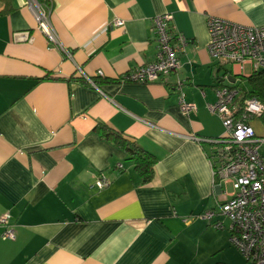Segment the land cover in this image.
Masks as SVG:
<instances>
[{
    "label": "crops",
    "instance_id": "0c3cea01",
    "mask_svg": "<svg viewBox=\"0 0 264 264\" xmlns=\"http://www.w3.org/2000/svg\"><path fill=\"white\" fill-rule=\"evenodd\" d=\"M39 1L70 57L24 0H0V215L15 232L3 239L0 227V264H203L204 249H231L228 220L215 229L197 217L227 197L204 139L223 132L207 104L231 66L209 55L207 22L264 25V0ZM165 13L187 39L179 68L150 84L121 81L154 60L153 17ZM177 79L195 105L188 114ZM117 138L155 157L149 182ZM101 174L110 184L98 189Z\"/></svg>",
    "mask_w": 264,
    "mask_h": 264
},
{
    "label": "built area",
    "instance_id": "2783aa9c",
    "mask_svg": "<svg viewBox=\"0 0 264 264\" xmlns=\"http://www.w3.org/2000/svg\"><path fill=\"white\" fill-rule=\"evenodd\" d=\"M41 4L39 0H24V5L36 19L38 30L48 42L70 57L52 29L50 8ZM170 20L171 16L167 13L153 17L155 58L121 75V81L150 84L177 71L178 53L184 52L187 39L171 29L168 25ZM207 23L209 41L206 48L209 55L221 65H230L231 70L225 71L219 78L214 88L215 101L207 104V109L219 117L223 132L218 137L204 140L210 143L207 159L214 183L225 189L231 185L232 190L225 192L227 197L224 200L217 201L214 207L197 217L215 229L224 227L223 218L228 220L230 244L248 263L264 264V154L260 152L264 145V102L246 96L247 91L234 84L236 77L248 78L264 69V25L242 26L214 17ZM111 25L123 26V21L115 19ZM28 40L31 41V38ZM231 77L235 78L233 83L230 82ZM181 85L182 81L177 79L174 86L179 90V110L188 114L195 109V105L185 101ZM254 121L261 125L259 135L252 126ZM109 184L110 180L102 174L94 181L98 189ZM9 215L8 212L0 215L1 236L7 240L15 238Z\"/></svg>",
    "mask_w": 264,
    "mask_h": 264
},
{
    "label": "trees",
    "instance_id": "16d2710c",
    "mask_svg": "<svg viewBox=\"0 0 264 264\" xmlns=\"http://www.w3.org/2000/svg\"><path fill=\"white\" fill-rule=\"evenodd\" d=\"M251 84V89L247 91L248 97H256L261 102H264V71L254 72L251 76L247 78ZM104 126L101 124L96 125V130L100 131ZM122 139V138H121ZM117 142L123 147L129 158L134 164V167L138 174H140L142 181L149 182L153 178L155 157L145 150L141 149L139 145L129 140L116 139Z\"/></svg>",
    "mask_w": 264,
    "mask_h": 264
},
{
    "label": "rangeland",
    "instance_id": "374dc122",
    "mask_svg": "<svg viewBox=\"0 0 264 264\" xmlns=\"http://www.w3.org/2000/svg\"><path fill=\"white\" fill-rule=\"evenodd\" d=\"M236 83L234 84H237L239 85L244 91H248L251 89V84L249 83V81L247 80V78H243V77H236ZM252 126L254 127V129L256 130L255 132L259 135L261 133V125L259 122L257 121H254L252 122ZM260 152L262 154H264V145L261 146L260 148ZM227 191L228 192H231L232 188H231V185H228L226 187ZM231 249H228L227 247L224 249V250H220L219 252L217 253H213V255H209L208 254V250H203L202 254L203 255V259L202 261L204 262L203 264H222L220 263L222 261V258H229L232 260V263L233 264H249L248 262H245L238 254V250L234 247V246H230ZM238 251V252H237ZM240 253V252H239ZM213 256V257H211ZM218 262V263H217Z\"/></svg>",
    "mask_w": 264,
    "mask_h": 264
},
{
    "label": "water",
    "instance_id": "95a60500",
    "mask_svg": "<svg viewBox=\"0 0 264 264\" xmlns=\"http://www.w3.org/2000/svg\"><path fill=\"white\" fill-rule=\"evenodd\" d=\"M234 81H235V78H234V77H231V78H230V82L233 83Z\"/></svg>",
    "mask_w": 264,
    "mask_h": 264
}]
</instances>
